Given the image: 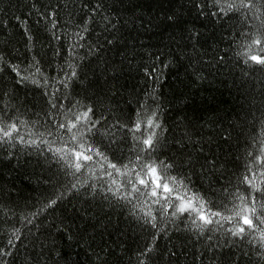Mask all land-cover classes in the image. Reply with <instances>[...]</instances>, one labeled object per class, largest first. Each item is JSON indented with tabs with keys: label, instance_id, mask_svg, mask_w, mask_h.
Returning <instances> with one entry per match:
<instances>
[{
	"label": "trees",
	"instance_id": "obj_1",
	"mask_svg": "<svg viewBox=\"0 0 264 264\" xmlns=\"http://www.w3.org/2000/svg\"><path fill=\"white\" fill-rule=\"evenodd\" d=\"M262 35L264 0H0V119L19 133L0 142V264H264V223L233 235L239 218L214 217L201 230L128 195L101 157L72 175L54 154L70 136L57 125L90 107L110 161L155 133L170 175L232 216L237 191H252L245 175L264 190V65L248 58L264 55Z\"/></svg>",
	"mask_w": 264,
	"mask_h": 264
},
{
	"label": "snow or ice",
	"instance_id": "obj_2",
	"mask_svg": "<svg viewBox=\"0 0 264 264\" xmlns=\"http://www.w3.org/2000/svg\"><path fill=\"white\" fill-rule=\"evenodd\" d=\"M251 0H240V5L243 7H249ZM234 4H229L225 11L231 10ZM52 27H56V22L52 21ZM30 37V33L27 34ZM56 39H60L59 36ZM253 43L259 46V52L264 53V35L258 36ZM256 64L264 65V55H251L248 57ZM167 67V65H165ZM14 70H16L14 68ZM155 71V69H153ZM72 76H75V70H72ZM150 78L151 74H149ZM71 77H69L70 79ZM67 87V84H65ZM53 108L62 107L52 103ZM92 109L89 107L86 111L76 116L75 122L69 121L68 123L61 122L57 125L58 129H63L65 132L70 133L68 138L63 136L60 140L67 145L66 148H56L54 154H61L60 159L65 161L69 168L74 169L71 173L75 175L77 172H81L82 169L88 168L89 163L92 162L94 156L101 157L107 164L108 168L121 173L126 178V183L131 186V193H138L137 199L141 197L144 200H151L153 204H160L162 209L172 208V216L178 217L184 213L188 214V218L191 223L197 228L203 230L205 225L219 223L218 220H214V217H219L225 220H233L239 218L237 221V228L232 231L233 235H248L251 231L255 230L256 224L254 221L264 223V190L258 188L256 184L247 175L243 177V180L239 183H247L252 189L251 192L245 193L237 191L236 199L240 201V204L234 205L232 216H225L220 211H213L211 207V201L206 200L198 191H194L188 183L185 182L184 178H177L171 176L169 170L173 168L171 163L157 160L154 157L155 150V133H150L147 138L141 137L136 139L141 140L143 147H137L135 157L129 156L128 162L123 165L113 163L107 157V155L100 149L99 145L94 143L95 135L99 132L96 125L99 121L92 120L90 113ZM155 116V113L151 114ZM147 124L150 128L159 127L155 124L151 117L148 118ZM142 121L137 120L134 129H128L129 131H139L141 129ZM76 129V131H73ZM13 133H18L16 123L4 124L3 120L0 119V142H6L8 139H13ZM51 135V133H49ZM19 139L23 141V136H19ZM35 143V141H33ZM54 141L49 142V151H53L51 144ZM249 155H252L249 153ZM74 157V159H73ZM210 163V162H209ZM123 169V171H122ZM249 171L251 167L249 166ZM111 175L112 173H107ZM264 175V171L261 172ZM115 183V181H113ZM142 186V187H141ZM75 187V185H73ZM260 191L261 198H257L253 193ZM155 198V199H152ZM56 200L52 199L47 206L55 204ZM145 223H152L153 227H156L154 221L156 217L152 215L151 211L146 212ZM242 222V224H241ZM243 225H247L246 229ZM264 240V237L261 238ZM8 244L10 247H15L13 241L9 240ZM150 250V249H149ZM11 255L10 251H6L4 248H0V256Z\"/></svg>",
	"mask_w": 264,
	"mask_h": 264
}]
</instances>
